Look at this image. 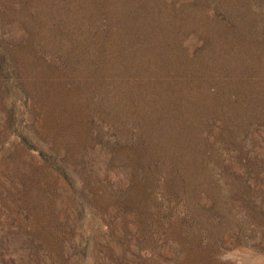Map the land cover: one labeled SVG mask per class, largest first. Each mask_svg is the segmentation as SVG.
Here are the masks:
<instances>
[{"label": "rangeland", "instance_id": "rangeland-1", "mask_svg": "<svg viewBox=\"0 0 264 264\" xmlns=\"http://www.w3.org/2000/svg\"><path fill=\"white\" fill-rule=\"evenodd\" d=\"M0 264H264V0H0Z\"/></svg>", "mask_w": 264, "mask_h": 264}]
</instances>
